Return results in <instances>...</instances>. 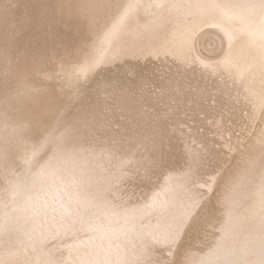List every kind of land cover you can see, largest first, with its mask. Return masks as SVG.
<instances>
[{
  "label": "bare ground",
  "instance_id": "6f19581e",
  "mask_svg": "<svg viewBox=\"0 0 264 264\" xmlns=\"http://www.w3.org/2000/svg\"><path fill=\"white\" fill-rule=\"evenodd\" d=\"M21 8L31 25L47 8L68 11L56 34L64 48L85 53L70 54L69 62L80 58L77 75L90 69L93 83L104 86L76 128L70 105L51 115L72 136L48 132L23 160L0 159V264H261L264 0H0V31L12 28L9 16ZM79 11L85 18L77 22ZM34 75L19 76L36 89L33 99L23 94L19 116L36 113L48 92L38 85L46 75ZM61 136L86 149L70 156L64 173L50 155Z\"/></svg>",
  "mask_w": 264,
  "mask_h": 264
},
{
  "label": "rangeland",
  "instance_id": "374dc122",
  "mask_svg": "<svg viewBox=\"0 0 264 264\" xmlns=\"http://www.w3.org/2000/svg\"><path fill=\"white\" fill-rule=\"evenodd\" d=\"M32 2V1H31ZM25 4V3H24ZM22 7V6H21ZM24 7L26 8V5H24ZM24 7H22V8H24ZM41 8H44V6L42 7V6H40ZM39 7V8H40ZM19 9V10H21V11H17V12H14V14H13V16H9L10 18V21H11V23H10V25L8 26L9 28H11V29H8V30H10V31H8L7 30V32L8 33H10L9 35H8V33L7 32H5L4 33V30H1L0 31V34H2V39L0 38V40H2V42L1 43H3L2 45H1V43H0V57H2V60L1 61H3L2 63V65L0 66V70H1V68H3L2 70L3 71H1L2 72V74H1V72H0V88L2 87V89H0L1 91H0V138H1V140H0V159L2 160L3 158L4 159H6V161H8V162H6L7 164H5V165H8V164H10V162H11V160H12V163H13V160H14V162L15 161H18V160H23L24 158H25V156H28L29 154L28 153H30L31 152V150H34V149H36L37 147H38V145L39 144H42V142L41 141H43L44 140V138L46 137V134L48 133V132H50L48 135H50V136H53L54 135V132L55 133H59L60 131L62 132L63 130H66V129H69V128H67V126H64V125H66V124H62L61 126H57L58 125V122L57 123H55L56 121L54 120V119H51V115L54 113V114H59V110H61V108L60 107H63V108H65L66 106H71V107H73V110H72V112H71V116H72V119H69L70 121H68L71 125H72V127H74V128H76L79 124L78 123H83V121H84V114L86 113V111L88 110L87 108H89V106L86 108V106L87 105H90L91 103H93V102H89L88 104H87V102L88 101H90V100H92V97L97 93L98 94V91L100 90V89H102V87L104 86L103 84H100V85H97V84H94L95 83V81H92V80H95V79H92L93 77H89V70H86L85 72H83V71H80V72H82V73H85V74H87L86 76H85V74H81V76L83 77H79L78 75H77V69H75L76 68V66H77V64L79 63V60H80V58H78L77 60H78V63L76 62V61H71V62H69L70 60V54H72V56L74 55H76L75 54V52H77V55L79 54V52H80V54L82 53V54H85L82 50H80V48H78V47H74L75 45H73V47L71 46V45H68V47L69 46H71L72 47V49H71V47L70 48H68V47H63V45L62 44H64L65 45V43L62 41L63 39H61L62 38V36L60 35H57L56 34V32H57V28L59 27V28H61L62 26H64L65 24H67L69 21L68 20H66V19H68V17H70V15H68L67 14V12L68 11H66V15L68 16V17H66V15H65V10H63L62 11V13H60V10L57 12V11H55V10H53L54 8H51L52 10H49L48 8L47 9H45V11H42L41 13H39L38 15H40L39 17H35L36 18V23L35 24H32L31 25V22L33 21V20H26V17H23V16H25L26 15V13H24V11H23V9ZM49 10V11H48ZM67 10V9H66ZM56 12V14L55 13H48V12ZM80 12V11H79ZM23 13V15H21ZM44 13V14H43ZM57 13L59 14V15H57ZM12 14V13H11ZM55 15V16H53V15ZM61 14H62V16H64V17H62L61 16ZM83 14H84V12H83ZM18 15V16H17ZM19 15H21V16H19ZM50 15V16H49ZM79 15V14H78ZM81 15V16H80ZM80 15L79 16H77V15H75L76 17V19H79V18H81L82 19V17L83 18H85V16L84 15H82V13L80 12ZM60 16V17H59ZM13 17L15 18V19H13ZM43 18V21H41L42 20V18ZM22 18V19H21ZM38 18H40V19H38ZM54 18H56V19H54ZM63 18H65V20H63ZM44 19H46L45 21H44ZM59 19V20H58ZM62 19V20H61ZM70 19H71V17H70ZM69 19V20H70ZM49 20V21H48ZM61 20V21H60ZM25 21H29L28 23L27 22H25ZM31 21V22H30ZM53 22V24H52V22ZM77 22L78 21H80V19L79 20H76ZM14 22V23H13ZM16 22V23H15ZM38 22V23H37ZM46 22V23H45ZM56 22V23H55ZM61 24H60V23ZM83 22V21H82ZM13 23V25H11ZM27 23V24H26ZM47 23H51V26H50V24H47ZM81 23V22H80ZM17 24V25H16ZM38 24V25H37ZM22 25V26H21ZM53 25V26H52ZM15 26V27H14ZM17 27V28H16ZM25 28V29H22V28ZM52 27V28H51ZM55 29H54V28ZM57 27V28H56ZM14 28H16V29H14ZM21 29V30H20ZM35 29H39V30H46V34L42 31H37V33L36 32H33V30H35ZM55 31H54V30ZM14 30V32H12ZM24 30V31H23ZM48 30V31H47ZM77 30V32H80L81 31V29L79 30V29H76ZM3 31V32H2ZM22 31V32H21ZM51 32V34H50V32ZM39 32H41V33H39ZM21 33H24V34H21ZM12 34V36H10ZM14 34L16 35H19V36H17V38H16V36H14ZM36 34H39V36L37 35V36H35ZM42 34V35H41ZM6 35V36H5ZM8 35V36H7ZM21 35V36H20ZM49 35L51 36L52 35V37H49ZM54 36V37H53ZM1 37V36H0ZM5 37V38H4ZM8 37H11V38H9L8 39ZM14 37V39L15 40H13L12 38ZM19 37V38H18ZM32 37H33V40H32ZM35 37V38H34ZM40 37V38H39ZM47 38L49 41H51V43L50 44H48V42H46L44 39H42V38ZM57 37V38H56ZM21 38H22V41H21ZM49 38H51V40L49 39ZM54 38H56L57 40H55ZM5 39H6V41H9V40H11V41H9V42H7V44H9V45H7L6 44V42H5ZM24 39V40H23ZM40 39V40H39ZM217 37H213V39H210L209 41H208V50H209V52H211V53H213V50H216L217 49V44H216V41H217ZM19 40L21 41V42H19ZM29 40H31V41H29ZM54 40V41H53ZM14 41V42H13ZM18 41V42H17ZM29 43H27V42ZM45 41V42H44ZM59 41V42H58ZM62 41V42H61ZM31 42V43H30ZM52 42H54V44L52 43ZM57 42V43H56ZM12 43H13V46H12ZM14 43H15V45H14ZM20 45V44H22V45H18V44ZM25 43H27V45H25ZM37 43V44H36ZM48 45H50L49 47H47V50H45L44 49V47H46V45L47 44ZM56 43V44H55ZM83 43V42H82ZM6 44V45H5ZM11 44V45H10ZM34 44V45H33ZM17 45H18V47H17ZM37 45V46H36ZM43 45H45V46H43ZM7 46H11V47H7ZM23 46V47H22ZM28 48H27V47ZM31 46V47H30ZM38 46H40V47H38ZM42 46V47H41ZM56 46V47H55ZM59 48H58V47ZM65 46H67V45H65ZM5 47H7L6 49H8V51L7 52H5V54H3V52L6 50H4V48ZM19 48V49H17V48ZM21 47V48H20ZM38 47V48H37ZM10 48H11V50L13 49L14 50V52L13 51H9L10 50ZM24 50H23V49ZM36 50H35V49ZM41 48V49H40ZM49 48H51V49H49ZM66 48H68V50L66 49ZM15 49H17V51L15 50ZM39 51H38V50ZM54 49V50H53ZM60 49V50H59ZM64 49H66V50H64ZM71 49V50H70ZM75 49V50H74ZM3 50V51H2ZM22 51V52H24V53H22V55L20 54L21 52L20 51ZM27 50H30L29 52L27 51ZM41 50V51H40ZM50 50H52V51H50ZM60 51V53L62 54V51H63V56L58 52V51ZM62 50V51H61ZM71 51V52H73L74 51V54L73 53H71V52H69V54L67 55V52L68 51ZM20 53H19V52ZM34 52V53H31V52ZM82 51V52H81ZM13 52V54H15V56H13V57H11L12 56V54H9V53H12ZM35 52H37L36 54H35ZM45 52H47V55L45 54ZM8 55H7V54ZM19 53V54H18ZM31 53V54H30ZM48 53L49 54H51V55H48ZM87 54H88V52H86ZM18 55V57H16L17 55ZM23 54H25V55H23ZM38 54V55H37ZM54 54H55V57H54ZM60 54V55H59ZM79 54V55H80ZM4 55H6L5 56V58H4ZM11 55V56H10ZM26 55H27V58H26ZM56 55L58 56V58H56ZM23 56V57H22ZM30 56V57H29ZM34 56V57H33ZM38 58H37V57ZM45 56V57H44ZM47 56H51V58H49L48 60H47ZM60 56V57H59ZM7 57V58H6ZM15 57V58H14ZM21 57H22V59H21ZM32 57V58H31ZM44 57V58H43ZM47 57V58H46ZM18 58H20L22 61H25V62H27V60H29L28 62H27V65H25L24 64V62H22L20 59H18ZM25 58V59H24ZM29 58V59H28ZM7 59V60H6ZM10 59V60H9ZM14 59H16V60H14ZM18 59V60H17ZM31 59V60H30ZM40 59L42 60V62L40 61ZM45 59H46V63H44L43 61H45ZM6 60V61H5ZM37 61V63H39V65H37V63H36V65L34 64L35 63V61ZM52 60V61H51ZM55 62H54V61ZM6 63H5V62ZM34 61V62H33ZM51 61V62H50ZM68 61V63L66 64V62ZM9 62V63H8ZM16 62H17V64H16ZM30 62V63H29ZM32 62V63H31ZM57 62H59L58 64H56ZM60 62H61V65H60ZM72 62H73V64H72ZM76 62V63H75ZM29 63V64H28ZM62 63H63V66H64V64H66L65 65V67H63L62 66ZM70 63V64H69ZM6 64H7V66L9 65V67L11 66V65H13V67H17L16 69L15 68H13L12 66H11V68H12V71L9 69L8 70V72H7V70L6 69H4V67H6L7 68V66H6ZM31 64V65H30ZM32 64H34V65H32ZM72 64V65H71ZM74 64H75V66H74ZM79 64H82V63H79ZM15 65V66H14ZM45 65V66H44ZM50 65V66H49ZM55 65V66H54ZM20 68H19V67ZM31 66H36V68L35 69H32V67ZM39 66H40V68H39ZM47 66H48V69H47ZM54 66V67H53ZM61 66H62V69H65V70H61L60 71V69L59 68H61ZM67 66V67H66ZM75 68H74V67ZM46 67V68H45ZM71 68L70 70L72 71L70 74H69V71L70 70H68L69 68ZM59 69V71H57L58 69ZM66 68H68V69H66ZM15 69V70H14ZM22 69V70H21ZM38 69V70H37ZM42 70V71H44V75H46V78L47 79H43V76L44 75H41V77H38V75L40 74V70ZM50 70V72L48 73V71ZM57 69V70H56ZM17 70V71H16ZM21 70V72H18V71H20ZM51 70L52 71H55L54 73H58L59 75H61V76H59V75H56L55 76V74L53 73V72H51ZM9 71H10V73H9ZM13 71H14V74H13ZM26 71V72H25ZM29 71V72H28ZM31 71H33V72H31ZM46 71V72H45ZM74 71V72H73ZM24 73V75L26 76V74H27V78L28 77H33V74H35L34 76H37V78H39V79H43V80H41V82H40V80L39 79H37L36 77H35V79L36 80H39L38 81V85H40V83H41V87H42V85L44 86V88L45 89H47L46 91H48L47 93L45 92V91H43V96H46V97H48L49 95H50V97L49 98H51L50 99V101L47 99H45L46 97H42V98H40L38 101H39V103H41V100H42V103L40 104L41 106H39L38 107V110H37V112L39 113V115L40 116H38L37 115V112L36 113H34V112H32V114L33 115H31V114H29V113H25V114H23V116L22 115H20L19 116V111L21 110V107L23 106V104L21 103V101H20V99H23L24 98V96L25 95H29L30 94V96H31V94L33 95V96H35V93H36V89L34 88V86H33V84L32 83H30L31 82V80H33L34 79V77H33V79L31 78V80H29L28 82L30 83L29 85V87H31L30 89H29V87H26V86H24V85H22V84H24V82H23V80L21 81L20 79H21V77L19 78V76H24L23 75V73ZM66 72V73H65ZM87 72V73H86ZM12 73V74H11ZM30 73H31V76H29L30 75ZM52 75H51V74ZM79 73V72H78ZM18 74H22V75H18ZM5 75H7V77H4ZM10 75V76H9ZM13 75L16 77L17 75V79H18V82H16L15 81V79H14V77H13ZM48 75V76H47ZM70 75V76H69ZM40 76V75H39ZM68 76V77H67ZM78 76V77H77ZM88 76V77H87ZM1 77H3V79L1 78ZM13 77V78H12ZM58 77H59V79H58ZM76 77V80L78 79V81L79 82H77V85L75 84L74 86H72V84H71V82L74 80V78ZM5 78V79H4ZM8 79V85H7V79ZM49 78V79H48ZM53 78H54V81H52V83H50L51 81L50 80H53ZM65 78V80H63ZM69 78H71V79H69ZM73 78V79H72ZM10 79V80H9ZM11 79H14V80H11ZM22 79H24V77H22ZM26 79V78H25ZM63 80V82H62V80ZM70 81V83H69V81ZM85 79V80H84ZM88 79H90L91 81L90 82H87L86 80H88ZM4 80V81H3ZM35 80V81H36ZM56 80V81H55ZM59 80V81H58ZM76 80H75V83H76ZM6 81V82H5ZM15 81V82H14ZM20 81V82H19ZM42 81H43V83H42ZM48 81H50L49 83H48ZM58 81V82H57ZM66 81H68V83H69V85L68 84H65L64 82H66ZM82 81H84V82H82ZM10 82H13V83H10ZM46 82V83H45ZM53 82H55L54 84H53ZM59 82H62V84H60V87L58 86V84H59ZM89 83V85H87V83ZM91 82L93 83L92 85V87L90 86L91 85ZM20 83V84H19ZM64 83V84H63ZM73 83V82H72ZM4 85V86H1V85ZM17 84H19V85H17ZM28 84V83H27ZM26 83H25V85H27ZM46 84V85H45ZM50 84H51V86H50ZM56 84V85H55ZM19 86V87H15V86ZM50 86V87H46V86ZM64 85H66V86H64ZM68 85V86H67ZM12 86V87H11ZM13 86H14V88H13ZM62 86H64V87H62ZM87 86H90L89 88H91V89H89ZM3 87H4V89H3ZM7 87V88H6ZM22 87V88H21ZM25 87V88H24ZM40 87V86H39ZM57 87H59V90L57 89ZM28 88V89H27ZM43 88V87H42ZM50 88V89H49ZM61 88V89H60ZM87 88H88V90H87ZM97 88V89H96ZM19 91H18V90ZM24 89H26V90H24ZM49 89V90H48ZM55 89H57V90H55ZM84 89H85V91H84ZM4 90V91H3ZM6 90H7V93H5L6 92ZM15 90H17L16 92H14ZM21 90H23V92H22V94H21ZM52 90H54V91H52ZM87 90V91H86ZM12 91V92H11ZM27 91V92H26ZM30 91H31V93H30ZM57 91V92H56ZM58 91H60V92H58ZM92 91V92H91ZM19 92V93H18ZM45 92V93H44ZM3 93L5 94V95H3ZM17 93V94H16ZM27 93H29V94H27ZM81 93V94H80ZM83 93V94H82ZM90 93V94H89ZM11 94V95H10ZM13 94V95H12ZM23 94H25L24 96H23ZM59 94L61 95V96H59ZM97 94L94 96L95 98H96V96H97ZM9 96L8 98H7V96ZM79 95H81L80 97H79ZM99 95V94H98ZM12 96V97H11ZM18 96V97H17ZM25 96V97H27V98H25V99H27V100H29V98H31V99H33V96ZM51 96H53V98L51 97ZM84 96V97H83ZM59 97V98H58ZM61 97H63V98H61ZM78 97V98H77ZM82 97V98H81ZM16 98V99H15ZM19 98V99H18ZM56 98V99H55ZM77 98V99H76ZM81 98V99H80ZM91 98V99H90ZM98 98V97H97ZM97 98L96 99H94V101L95 100H97ZM9 99V100H8ZM13 99H14V102H13ZM55 99L56 100V103L53 101V100ZM60 99V100H59ZM12 100V104L13 105H11V101ZM17 100H19V101H17ZM51 103H49V102ZM62 101V102H61ZM76 102V103H75ZM15 103V104H14ZM74 103H75V105H74ZM42 104H46V106H44V105H42ZM11 105V106H10ZM17 105V106H16ZM20 105V106H19ZM48 105L49 106H51V107H48ZM92 105V104H91ZM90 105V106H91ZM15 106V107H14ZM60 106V107H59ZM12 107V108H11ZM16 107H19V108H16ZM54 107H56V108H54ZM58 107V108H57ZM20 109V110H16V109ZM44 108V109H43ZM75 108V109H74ZM40 109V110H39ZM57 109V110H56ZM90 109V108H89ZM11 110V111H10ZM12 110H13V112H12ZM16 110V111H15ZM4 111V112H3ZM78 111V112H77ZM17 112V113H16ZM19 112V113H18ZM41 112V113H40ZM44 112V113H43ZM61 112H62V110H61ZM5 114V116H3L4 114ZM12 113H13V115H12ZM15 113V114H14ZM9 115V116H8ZM25 115V116H24ZM44 115H45V117H47L46 119H45V117H44ZM28 116V117H27ZM42 116V117H41ZM5 119H4V118ZM54 117V116H53ZM17 118L19 119V121L17 120ZM78 119V120H77ZM2 120V121H1ZM6 120V121H5ZM13 120H15V121H13ZM51 120H52V122H51ZM76 120V121H75ZM10 121H12V122H10ZM30 121H32V122H30ZM58 121V120H57ZM9 122H10V124H9ZM34 122H36V123H34ZM42 122H44V124H42ZM1 123H2V125H1ZM7 123V124H6ZM24 125H23V124ZM38 124V125H37ZM7 125V126H6ZM8 125L11 127H8ZM20 125V126H19ZM62 126H63V128H62ZM8 127V128H7ZM15 129H14V128ZM6 128V129H5ZM19 128V129H18ZM58 128V129H57ZM14 130V131H13ZM50 130V131H49ZM35 131V132H34ZM11 132V133H10ZM60 132V133H61ZM64 132V131H63ZM2 133V134H1ZM42 133L43 134H45V135H43L42 136ZM7 134V135H6ZM53 134V135H52ZM62 134V133H61ZM13 135V136H12ZM18 135H19V137H18ZM23 135V136H22ZM8 138V139H7ZM19 138V139H18ZM22 138V139H21ZM28 138L30 139V140H28ZM53 138V137H52ZM61 138H62V136L60 137V139H59V143H58V145L57 146H54L51 150L52 151H50V155L52 156V161L53 162H55V160H56V163H60L59 164V173H61V172H65L64 170H66V166H68V164L72 161V159L70 158V156L71 155H77V154H79L80 152H81V150H82V152H81V154L82 153H84L85 151H86V149H82L78 144H77V142H76V139H73V141L71 140V138L70 137H68V136H63V139L61 140ZM6 140V141H5ZM39 140V141H38ZM10 141V142H9ZM15 141V142H14ZM18 141V142H17ZM12 144V145H11ZM20 144V145H19ZM11 146V147H10ZM23 146V147H22ZM28 146H30V147H28ZM70 146V147H69ZM29 149H28V148ZM32 147V148H31ZM40 147V146H39ZM81 148V149H80ZM54 149H56V150H54ZM19 150V152H17V151ZM43 150V149H42ZM42 150H40V152H42ZM58 150V151H57ZM64 150V151H63ZM68 150V151H67ZM84 150V151H83ZM29 151V152H28ZM56 151V152H55ZM6 152V153H5ZM8 152V153H7ZM12 152V153H11ZM52 152V153H51ZM79 152V153H78ZM2 153V154H1ZM19 153V154H18ZM23 153V154H22ZM24 153H25V155H24ZM61 153H63V154H61ZM75 153V154H74ZM6 154H8V155H6ZM27 154V155H26ZM43 154V153H42ZM61 154V156H60V159H59V157H55V155L56 156H58V155H60ZM44 155H47L46 153L44 154ZM62 155H63V157H62ZM67 155V156H66ZM4 156H6V158L4 157ZM11 156V157H10ZM66 156V157H65ZM68 157V158H67ZM64 158V159H63ZM9 159V160H8ZM71 159V160H70ZM0 160V161H1ZM2 165H4L3 164V162H1L0 163V166H2ZM61 165V166H60ZM61 169H62V171H61ZM64 169V170H63ZM61 171V172H60ZM110 184V183H109ZM105 187H109V186H105ZM101 188V191H103V190H108V189H106V188Z\"/></svg>",
  "mask_w": 264,
  "mask_h": 264
},
{
  "label": "snow or ice",
  "instance_id": "6c2138e0",
  "mask_svg": "<svg viewBox=\"0 0 264 264\" xmlns=\"http://www.w3.org/2000/svg\"><path fill=\"white\" fill-rule=\"evenodd\" d=\"M66 134L68 136H72L74 134V130L69 128V129H66ZM261 264H264V260L261 261Z\"/></svg>",
  "mask_w": 264,
  "mask_h": 264
}]
</instances>
